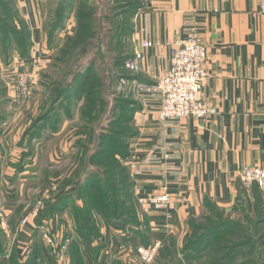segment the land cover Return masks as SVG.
I'll return each instance as SVG.
<instances>
[{"label":"crops","instance_id":"0c3cea01","mask_svg":"<svg viewBox=\"0 0 264 264\" xmlns=\"http://www.w3.org/2000/svg\"><path fill=\"white\" fill-rule=\"evenodd\" d=\"M137 1L140 8L133 18L132 57L141 49L143 40L153 42L154 46L143 50L144 60L139 71L132 74V86H155L170 68L172 47L196 31L207 47L208 77L199 98L218 111V115L205 120L161 121V95L134 88L136 134L128 141L130 158L126 165L137 204L139 199L164 189L173 194V202L166 211H148L138 204L144 223L141 229L146 231L144 237L125 231L120 235V230H114L109 236L104 235L102 241L105 245L119 242L135 248L160 241L163 248L183 238L191 220L204 212L207 200L221 209L233 207L239 189L244 187L240 176L243 167L264 168V15L259 13V0ZM14 2L29 28L32 47L27 58L15 57L9 67L30 71L38 81L51 69L66 38L74 34V11L66 28L49 45L45 30L48 1ZM7 98L13 105L11 109L20 108L11 87ZM12 125L11 121L4 124L0 144L9 137ZM76 133L69 122H64L60 130L52 131L38 143L32 165L24 163L22 170L16 166L1 167L0 225L1 229L12 230L6 229L5 236L13 239L12 257L17 261L27 262L30 258L23 255V248L31 233L33 243H40L41 261L51 264L42 246L48 222L41 224L38 217L23 226L22 220L35 208L41 215L48 200L71 190L60 187L73 178L75 143L79 137ZM23 137L21 133L14 138L23 149L14 159L16 164L26 152L27 140L23 142ZM39 161L44 166L37 172ZM129 161L140 166L138 175L131 174ZM56 172H61L58 177ZM56 220L55 215L51 219L55 227ZM123 238L129 243H124L127 241ZM81 249L85 264L104 261L103 253L97 263L94 261L90 246L82 244Z\"/></svg>","mask_w":264,"mask_h":264},{"label":"trees","instance_id":"16d2710c","mask_svg":"<svg viewBox=\"0 0 264 264\" xmlns=\"http://www.w3.org/2000/svg\"><path fill=\"white\" fill-rule=\"evenodd\" d=\"M8 2L12 9L10 8L9 11H6L3 5L0 8V30L7 28L11 34H17L16 27H11L10 24L15 25L16 18L21 20L23 41L25 42L22 55H27L22 59H25L29 56L32 47L31 33L25 21L21 18L14 0H8ZM120 7L124 8L123 11H120ZM133 7H135V10L132 11ZM90 8L91 5L88 0H64L56 20L48 23L47 18L45 30L48 35L49 45L53 44L56 34L66 28L67 21L73 11L77 26L74 35L68 36L64 41L53 61L55 63L54 65L52 64L50 69H56V71L60 72L64 71L59 82L54 83V86H58L59 90L55 93L53 92L52 97L43 103L41 115L22 138L23 142L26 136L31 138V132L35 131L36 125L52 117L56 110L65 112L66 120L71 124V128L77 130L76 134L79 137L75 143L77 152L75 153L76 166L73 178L66 180L68 182L60 187V190L61 188H71V190L68 193L58 194L52 200H48L45 209L39 216V223L47 222L44 219L45 210L52 212V219L57 213L65 211L68 203L74 201L77 204L72 209L77 238L74 247L76 252L79 253L82 264H85L81 251L82 244L90 246L96 263L106 248L102 241L104 236L100 232L101 220L108 222L107 226L109 229L114 227V230H122L123 232L126 230V233L140 235L141 237L146 234V231L141 229L144 224L141 216L135 214L136 210L137 212L140 211V207L137 204L133 182L126 165L130 158L128 141L135 136V127H133V132V129H130V132L126 133V135L124 132L115 129L122 119L124 110L122 104L127 107L129 121L134 126L133 118L137 111L136 103L128 99L126 101L121 100L115 90V84L116 81L121 79H134L132 74H128L123 69L127 60L132 57V45L129 53L120 51V45L122 44V39L129 35L128 32L133 34V17L139 10L140 4L137 0H134L133 3L127 0L114 7H109V13L100 17L97 16L96 10L94 11ZM129 13L132 14L130 21L123 24L120 23L121 18ZM10 17L12 21H10ZM76 57L84 58L86 62L71 65ZM66 67L67 69L65 70ZM78 87V92H75L74 89L77 90ZM5 95H7L6 92ZM57 121L59 122V120L54 118V122ZM6 122V117H0V129ZM56 130L57 128H54L52 131ZM111 131L116 135H125V143L123 145L126 151L119 150L117 146L109 153L102 149L105 140L109 139L110 136L107 135L108 133L111 134ZM110 141L115 142L112 138ZM26 155L27 152L22 154L23 157H28ZM103 157H107L108 160L102 159ZM16 168L17 170H22L20 166H16ZM58 175L56 173L55 177H58ZM79 202H82V205ZM234 205L236 210L243 212L245 215L244 220L248 224L245 230L247 233L237 235L236 231L241 234H243V231L238 226L241 222L235 223L230 228L233 234L229 235L235 237V240L233 241L232 238L230 241L222 240L215 245L214 250L221 243L219 247L220 255L217 261L219 264H223L222 262L224 264H233L238 258L248 254L252 259L245 261L244 264H256L255 261L258 256L264 255V196L262 191L256 184L250 188L241 187ZM209 206L219 208L216 204L207 200L205 202V210ZM205 210L199 218L191 220L189 229L198 232L201 227L200 222H206V217L203 215ZM94 216H98V221L95 220ZM212 224V222L207 221L202 230L209 234L213 229L219 227V225H214L212 229H207ZM129 226L136 228L128 231ZM214 234L216 233H211L210 235ZM200 240H206V237L204 236ZM37 243H39L38 240L34 241L33 244L40 250ZM124 243L128 244L129 241ZM173 243L163 247L161 251ZM1 245H3L2 241H0V256H2L3 252ZM118 245H123V243L118 242ZM30 254L31 251L27 256H30ZM32 257L34 262L41 261L39 256L32 255ZM13 259L16 260L15 257ZM112 264L122 263L119 260H115Z\"/></svg>","mask_w":264,"mask_h":264},{"label":"rangeland","instance_id":"374dc122","mask_svg":"<svg viewBox=\"0 0 264 264\" xmlns=\"http://www.w3.org/2000/svg\"><path fill=\"white\" fill-rule=\"evenodd\" d=\"M48 5H49V13H48V23H51L53 20H56V18L59 15L61 6L63 4L64 0H47ZM90 5H91V10H96V14L98 17L104 16L105 14L109 13V7H114L118 5L119 3L125 2L127 0H88ZM128 2H134V0H128ZM1 5H3L6 8V11H9L10 8L12 9V6L9 4L8 0H0V8ZM120 11H123V7L119 8ZM135 10V7H133L132 11ZM124 13V12H121ZM73 15L75 16V13L73 12ZM131 15V16H130ZM21 16V15H20ZM132 14L129 13L128 15L124 16L121 18L120 23H126L130 21ZM135 17V16H134ZM133 17V18H134ZM22 18V17H21ZM23 19V18H22ZM24 20V19H23ZM10 21H12V18L10 17ZM20 19L16 18L15 20V25L10 24L11 27L15 26L16 30L18 31L17 34H11L10 31H8L7 28L0 30V117H6V121L9 123L13 124L8 131H11V133L8 135L5 140L0 144V172L1 167H12V166H20V169L23 168V163L32 165L33 160L35 159L38 150L37 146L38 143L44 140L49 133L52 132L54 128H57V130H60L64 122H68L66 120V114L65 112L63 113L62 111L56 110L52 115V117L44 120L40 124L36 125L35 131L31 132V138L25 137L29 139L27 141L25 147V151L27 152L28 157H23L21 155L20 161L16 162L14 159L17 160L18 155L21 153L20 146H18L17 140H14L15 137H19L21 133H28V130L30 129V126L34 124V122L39 118L41 115V108L43 103L50 99L53 95V92L55 93L56 91L59 90L58 86H54V83H58L63 72L56 71L55 70H50L48 73L41 78V80L37 81V85L35 86L34 89V94L28 101L26 105H20L19 103L16 102V104H19V109L14 110L13 108L11 109V101L7 98V95H5V92L9 94V87H11L10 84V77L15 70H17V67L10 66L12 65L11 63L13 62V59L15 57L22 59L23 57H26L22 55V50H23V30L20 24ZM132 22V20H131ZM74 23L76 24V18L74 17ZM133 23V22H132ZM50 25V24H49ZM75 26V28H76ZM15 29V28H14ZM75 33V32H74ZM129 35L125 36L120 45V51H124L129 53L131 50V45L132 43V32H128ZM74 34L70 35L73 36ZM63 46V45H62ZM116 46V44H115ZM114 46V47H115ZM133 46V45H132ZM31 50V49H30ZM87 59V58H86ZM70 62V61H69ZM79 62H86L84 58L76 57L74 61H72L71 65H74L75 63ZM55 63V62H54ZM54 63H52L54 65ZM64 66V65H62ZM67 67L65 68V70ZM128 74L131 75V73L127 70L126 66L123 68ZM133 82L132 80H119L116 81L115 84V90L117 94L120 96L121 100H133L134 101V91L135 87L132 86ZM12 89V87H11ZM74 89V88H73ZM79 87L74 89L75 92H78ZM13 90V89H12ZM14 94V92H13ZM12 100V99H11ZM14 100L16 101V97H14ZM123 103V102H122ZM124 110L122 113V119L120 120L119 125L115 128L118 129L120 132H124L125 135L126 133L130 132V129H133L134 126H132L131 121H129V114L127 107H125V104H122ZM58 108V107H56ZM19 112L21 113L19 116ZM60 115V116H57ZM65 115V116H64ZM54 118L59 120V122H54ZM5 126H3L0 131H5L4 130ZM15 129V131H14ZM12 131H14L12 133ZM32 131V130H31ZM134 129L132 130V132ZM54 132V131H53ZM112 133H108L107 136H110L108 140H105V144L103 146V150L107 151L109 153L114 149L116 146L119 148V150L126 151L123 143H125V138L124 134H114L113 131ZM19 134L16 136V134ZM128 135V134H127ZM3 138V136H0V138ZM114 139L115 142L110 141V139ZM24 140V141H25ZM106 153V154H107ZM102 159H107V157H103ZM108 160V159H107ZM106 160V161H107ZM60 161V159L58 160ZM63 161V160H62ZM108 162V161H107ZM72 164V161L70 162V165ZM44 164L41 163V161L38 162V171L40 169H43ZM33 167V166H32ZM35 171V172H36ZM57 173V172H56ZM55 173V174H56ZM61 172H58L60 174ZM61 176V175H60ZM65 176V175H64ZM1 178V177H0ZM70 179V178H69ZM95 181V180H93ZM12 187V186H10ZM18 197V196H17ZM129 200V199H126ZM82 205V202H79ZM78 203V204H79ZM77 204L74 203V201H71L68 203V206L65 211L59 212L56 214L57 217V224L55 227V224H51V214L52 212L49 210H45V218L48 222V226L46 227L47 229V234L51 235L55 242L62 246L68 247L67 250V259L70 261L71 264H82L81 259L79 257V253L76 252V249L74 247L75 242H77V238L75 235L76 228L75 224L72 218V209L75 207ZM235 205H233L232 208L225 210V209H220V208H215L212 206H209L205 210V214H203L206 217V222H200L201 227L198 230V232H195L191 229L187 230V233L183 236L180 241H175L171 246L168 248L163 249L162 251L160 250L159 255L157 256L156 260L152 264H219L218 256L220 255L219 247L220 244L216 246L219 242L223 241H230L231 238L234 241L235 237L229 236L230 234H233L231 232L230 228L233 227V225L237 222H241L240 225H238L242 231L243 234L239 233L236 231L237 235H244L247 232H245L246 228L248 227V224L244 220L245 215L243 212L236 210ZM137 216H141L142 213L140 211L135 213ZM95 220L98 221V216H94ZM207 221L210 223L212 222L213 224L208 227L207 229H212V226L214 225H219L216 229H213L212 232L209 234L205 233L202 228L204 225L207 224ZM234 222V223H233ZM1 224V223H0ZM42 224V223H41ZM108 222L101 220V228L100 232L106 236H109L111 233L114 232V227L110 228L107 226ZM0 225V241L3 242V245H1L2 248V256H0V262L1 264H44V262H34L32 261V255L34 256H39L43 257V253L36 247L35 244L31 246V254L30 258L27 260V262H20L17 260H14L12 257V250L14 248V242L13 239H7L5 236V230L9 228H4L1 229ZM54 227V228H53ZM136 228L134 226H129L128 231L131 229ZM45 229V230H46ZM9 232L12 230H8ZM126 231V230H125ZM127 232V231H126ZM211 233H216L214 235H210ZM235 233V232H234ZM206 237V240H200L202 237ZM41 239V238H40ZM42 244V243H41ZM40 247V243H37ZM43 247H45V252H48L49 256V261L51 264H59L57 258L51 257V253L49 249L46 247V245L42 244ZM262 249V247H260ZM75 249V250H74ZM9 256H8V255ZM249 259H252L248 256V254L244 255V257L238 258L233 264H244L245 261H249ZM256 264H264V255H259L258 259H256ZM224 264V262H222Z\"/></svg>","mask_w":264,"mask_h":264},{"label":"built area","instance_id":"2783aa9c","mask_svg":"<svg viewBox=\"0 0 264 264\" xmlns=\"http://www.w3.org/2000/svg\"><path fill=\"white\" fill-rule=\"evenodd\" d=\"M259 13L264 15V0H259ZM154 46L153 42L143 40L140 50L134 53V56L126 62V68L134 74L139 71L140 65L144 60V49H150ZM170 68L162 75L155 86L147 84H136L138 92L159 93L162 102L159 110L161 121L179 120V119H209L218 115V111L211 104H208L199 98L208 77L206 70L207 47L202 42L199 34L193 31L185 40H180L171 49ZM10 77V84L16 97V102L20 105H26L34 94L37 79L34 73L30 71L15 70ZM26 103V104H25ZM128 167L132 175L140 173V166L135 161H129ZM241 181L245 188L258 185L264 192V168L245 166L242 168ZM173 202V194L164 189L159 194L147 196L138 200V204L145 210L166 211ZM39 209L35 208L22 220L25 226L29 221L39 217ZM46 229V227H45ZM118 233L121 235L123 231ZM29 243L23 248V255L26 256L31 251L33 245L32 235L30 233ZM42 243L50 251L53 258H57L59 264H70L67 259L68 247L58 245L51 235L44 230ZM45 248V247H44ZM162 242H156L151 246L133 247L130 245L107 244L103 251L104 261L100 264H112L119 260L122 264H152L155 262ZM54 257V258H55Z\"/></svg>","mask_w":264,"mask_h":264}]
</instances>
